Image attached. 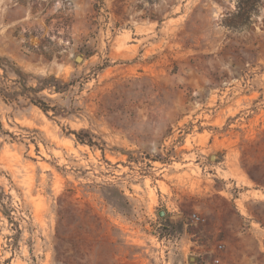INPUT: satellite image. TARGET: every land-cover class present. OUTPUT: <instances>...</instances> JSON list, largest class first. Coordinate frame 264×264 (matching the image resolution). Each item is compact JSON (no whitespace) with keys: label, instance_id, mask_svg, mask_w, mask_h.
<instances>
[{"label":"rangeland","instance_id":"rangeland-1","mask_svg":"<svg viewBox=\"0 0 264 264\" xmlns=\"http://www.w3.org/2000/svg\"><path fill=\"white\" fill-rule=\"evenodd\" d=\"M247 1L0 0V55L76 82L40 94L63 116L0 98V264H264V0Z\"/></svg>","mask_w":264,"mask_h":264},{"label":"trees","instance_id":"trees-1","mask_svg":"<svg viewBox=\"0 0 264 264\" xmlns=\"http://www.w3.org/2000/svg\"><path fill=\"white\" fill-rule=\"evenodd\" d=\"M75 83L74 80L66 82L53 75L34 76L22 70L14 61L0 55V98L7 102L19 103L23 100L29 105L37 107L47 116L49 112H52L54 117L63 116L67 114L64 109L46 103L40 94L45 90L58 94L66 93ZM69 134L73 135L75 141L80 144L91 148L97 147V143L93 141L94 136L87 131H70ZM4 197V194L0 192L2 213L8 217L3 204Z\"/></svg>","mask_w":264,"mask_h":264},{"label":"water","instance_id":"water-1","mask_svg":"<svg viewBox=\"0 0 264 264\" xmlns=\"http://www.w3.org/2000/svg\"><path fill=\"white\" fill-rule=\"evenodd\" d=\"M158 216H159V217H163V216H165V211H163V210L159 211V212H158Z\"/></svg>","mask_w":264,"mask_h":264}]
</instances>
